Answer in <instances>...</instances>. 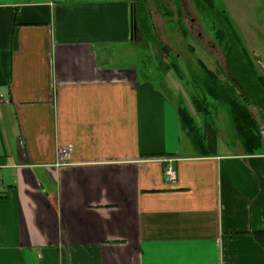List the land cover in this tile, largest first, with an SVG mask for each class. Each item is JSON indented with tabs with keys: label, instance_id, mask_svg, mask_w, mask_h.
Returning a JSON list of instances; mask_svg holds the SVG:
<instances>
[{
	"label": "crops",
	"instance_id": "obj_1",
	"mask_svg": "<svg viewBox=\"0 0 264 264\" xmlns=\"http://www.w3.org/2000/svg\"><path fill=\"white\" fill-rule=\"evenodd\" d=\"M135 6L0 0V264H264V152L184 145Z\"/></svg>",
	"mask_w": 264,
	"mask_h": 264
},
{
	"label": "rangeland",
	"instance_id": "obj_2",
	"mask_svg": "<svg viewBox=\"0 0 264 264\" xmlns=\"http://www.w3.org/2000/svg\"><path fill=\"white\" fill-rule=\"evenodd\" d=\"M141 6L149 16L156 39L150 41L140 28L136 32V45L130 54L139 78L148 80L158 89H178L182 93L178 98L174 93L165 92L177 106L182 104L194 119L198 129L196 137L203 135V121L207 118L218 131L217 144L221 148L243 146L231 119L230 96L226 94L216 99L210 94L214 83L205 73L203 64L218 74L219 82L229 83L237 102L258 118L263 134L259 151L264 152V102L254 106L246 102L245 97L246 89L256 93L258 100L264 97L263 84L258 80H264V0H217L212 9L202 0H136L138 20ZM240 56H243L241 64ZM234 65L242 69V73L247 72L242 80L237 78ZM175 66L181 71L182 80L175 72H167ZM217 90L220 94V89ZM221 90L225 95L224 89ZM194 101L202 113L198 112ZM187 137L197 145V138L184 127V145L188 144Z\"/></svg>",
	"mask_w": 264,
	"mask_h": 264
},
{
	"label": "trees",
	"instance_id": "obj_3",
	"mask_svg": "<svg viewBox=\"0 0 264 264\" xmlns=\"http://www.w3.org/2000/svg\"><path fill=\"white\" fill-rule=\"evenodd\" d=\"M217 0H202L203 4H205L207 7L212 9L214 6V3ZM140 20L137 19L136 15L138 12L137 7L135 6L133 12H132V20H133V38L136 39V32L141 29L146 35L147 38L151 39L150 41H154L156 37L152 35V24L150 23L149 16H147V12L142 8H140ZM154 31V30H153ZM237 43L241 44L239 40L236 37ZM244 54V52H243ZM245 56V55H244ZM243 56H240L239 64H241V61H243ZM237 61V60H235ZM202 64V63H201ZM237 65V64H236ZM236 65H234V72L239 80H242L244 78V75L247 73L246 71L242 73V69H239ZM202 67L205 69V73L207 74L208 78L214 83V85L210 88L212 91H210V94L216 99H219V96L224 97L226 94H228L230 97L228 98V103L231 111V119L232 122L238 131L240 137L242 138V144L245 148V150L250 153L254 154L255 152L259 151L261 146L263 145V138L262 134L258 127L257 120L253 117L252 113L248 108L242 106L237 102V98L233 97L234 88L229 83H222L218 80V74L208 70L203 64ZM242 68L243 65H240ZM175 72L177 77L182 80L183 77L181 75V71L175 66L173 68H170L167 70V72ZM244 71V70H243ZM253 71V70H252ZM254 72V71H253ZM243 77V78H242ZM258 80L263 84V95H264V80L263 78H258ZM220 89V94L217 92ZM221 89H224L225 95L223 94V91ZM246 102H250L254 106L261 105L260 103L264 102L263 99L258 100L256 93L249 91L246 89L245 92ZM195 106L197 107L198 112L202 113V110L199 109V106L197 105V102L194 101ZM180 104L178 107V112L180 116V120L183 127H186L188 129V132L190 135L198 136L197 135V127L195 124L194 119L188 114L187 110L183 107V105ZM205 114V113H204ZM197 138V145L198 147H204L205 150H208L212 152V154H216L217 146H218V131L216 127L214 126L213 122H211L209 119L205 118L204 120V127H203V135ZM260 240L262 239V244L264 246V232H262L259 235Z\"/></svg>",
	"mask_w": 264,
	"mask_h": 264
},
{
	"label": "built area",
	"instance_id": "obj_4",
	"mask_svg": "<svg viewBox=\"0 0 264 264\" xmlns=\"http://www.w3.org/2000/svg\"><path fill=\"white\" fill-rule=\"evenodd\" d=\"M3 99V96L0 95V101ZM160 161L164 162L166 164V170H165V180L169 184H175L176 183V172L172 166V164L176 161L175 158L172 157H164L161 158ZM0 187H1V179H0Z\"/></svg>",
	"mask_w": 264,
	"mask_h": 264
}]
</instances>
